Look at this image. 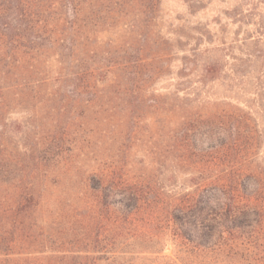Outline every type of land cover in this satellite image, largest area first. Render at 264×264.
I'll use <instances>...</instances> for the list:
<instances>
[{"label": "rangeland", "instance_id": "1", "mask_svg": "<svg viewBox=\"0 0 264 264\" xmlns=\"http://www.w3.org/2000/svg\"><path fill=\"white\" fill-rule=\"evenodd\" d=\"M15 1L37 15L0 94L2 263L146 264L117 251L141 247L119 227L124 184L202 182L184 135L226 143L224 112L255 119L264 147L254 27L232 24L235 0Z\"/></svg>", "mask_w": 264, "mask_h": 264}, {"label": "trees", "instance_id": "2", "mask_svg": "<svg viewBox=\"0 0 264 264\" xmlns=\"http://www.w3.org/2000/svg\"><path fill=\"white\" fill-rule=\"evenodd\" d=\"M243 5V11L237 10ZM230 8L239 14L232 17V24L254 27L246 39L252 42L251 52L257 51L256 56L261 58V69L253 73V78L256 75L259 79L264 74V0H235ZM35 15L20 1L0 0V94L8 62L18 51L13 43L22 36L17 30L23 26L30 29L34 20L30 17ZM229 114L219 115V119L227 118L231 130L226 143L209 144L197 151L192 134L184 135L182 147L189 145L192 149L187 159L207 174H215L213 178L208 175L202 182L185 185L170 178L169 183L146 180L124 184L126 188L120 193L125 196L118 200L119 227L131 225L130 237L140 240L141 247L135 251L121 247L119 255L145 257L146 264H264V165L254 163L264 150L262 131L248 113ZM193 124L191 121V129ZM182 155L177 156L178 162ZM195 172L201 177L200 170ZM1 212L2 208L3 264L6 239ZM168 241L170 254L164 253ZM129 261L119 264H135Z\"/></svg>", "mask_w": 264, "mask_h": 264}]
</instances>
